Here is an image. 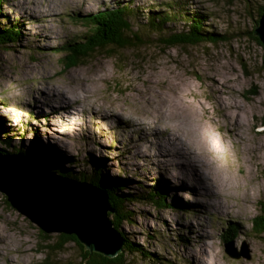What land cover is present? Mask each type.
<instances>
[{
	"label": "rangeland",
	"instance_id": "1",
	"mask_svg": "<svg viewBox=\"0 0 264 264\" xmlns=\"http://www.w3.org/2000/svg\"><path fill=\"white\" fill-rule=\"evenodd\" d=\"M117 4L139 10L130 24L143 44L98 51L70 68L62 64L59 46L89 29L77 16ZM263 4L4 0L0 28L15 24L20 33L0 46V153L31 147L28 161L42 164L34 152L54 157L78 178L103 159V177L123 180L119 192H166L168 204L185 210L126 199L128 218L120 227L159 263L264 264V232L252 228L264 216L263 47L253 39ZM147 5L179 17L154 30ZM195 13L218 34L214 41L166 45L157 39L186 32ZM4 200L0 192V264L40 261L44 244L57 234L41 231ZM233 227L236 234L225 241ZM225 247L245 255L229 257ZM80 252L70 241L56 257L80 264ZM122 264L152 262L124 251Z\"/></svg>",
	"mask_w": 264,
	"mask_h": 264
},
{
	"label": "trees",
	"instance_id": "2",
	"mask_svg": "<svg viewBox=\"0 0 264 264\" xmlns=\"http://www.w3.org/2000/svg\"><path fill=\"white\" fill-rule=\"evenodd\" d=\"M3 1L4 0H0V5ZM263 6L264 4L258 11V17ZM145 7L148 9L147 22L154 30L163 29L164 23L169 20H175L179 17V15L177 16L176 13L150 9L149 5ZM133 13L136 15V17L139 16V10L137 8L135 11H133L127 6L117 4L114 7L100 8L95 12L89 11V13L83 17L81 16L80 18L77 16L78 18L76 20L83 22L85 25L88 24L87 26H89V29L87 32L78 37V39L65 41L59 46L58 52L61 53L59 58L60 62L67 68H70L76 66L78 63H81L82 60L90 58L98 51L109 52L113 51L114 49H125L142 45V36H137L135 32L131 31L130 18ZM182 16L183 14L181 17ZM188 20L190 22L186 32L180 31L167 36L158 34L157 37L159 38L157 39L166 45H183L188 43H196L203 40L214 41L216 37H218L217 33L211 32L202 26V14L195 13ZM14 25L15 24H5L2 26V28H0V46L14 42L16 39H18L20 30ZM253 39H255L259 45H261L256 36H253ZM1 142L3 145H9V147H11L10 139L1 138ZM40 144L42 146V143ZM41 146L39 145L37 148H43ZM30 149L31 150H21L19 148H12L14 152H11L7 149L1 150L6 154L20 153L23 156L29 158V155H31L30 152L33 153L31 147ZM32 159L41 161L42 164L48 166L52 171H55L57 174L63 177L75 181L90 182L93 185L105 190L109 197V202L113 207V212H108V216L112 221L114 228L122 234L125 240L122 248L123 251L119 252L115 257L108 258L97 252H89L77 241L73 235L58 234L56 235V238H54L53 242L44 244V257L40 261L34 262L32 264H64L58 260L56 253L70 241L74 242L81 251L79 261L80 264H122L124 259V251L131 253L137 252L146 259L150 260L152 264H162L161 262H158L159 257L156 256L155 253L144 251L139 245L129 241L120 227L123 221L128 218V213L123 208V201L126 199H131L133 201L150 200L156 207L178 208L180 205L179 203L171 205L166 202V192L160 189H153L152 187H148L146 191L137 194L119 192L120 189L124 187L123 180L119 177H103V159H97L95 162H93L94 167L91 175L87 176L88 174L86 175L83 173L80 174L81 178H78L73 173L72 169L64 168L61 165L62 163L60 160L54 157L42 158V155H36L34 152ZM180 207L183 208V210L185 209V206ZM252 228L258 233L264 232V216L254 219ZM236 231V228L233 227L229 232H227V235L231 234V236H226L225 241L228 240L227 238H233L232 236L236 234ZM43 236L46 237L48 235L43 234Z\"/></svg>",
	"mask_w": 264,
	"mask_h": 264
},
{
	"label": "water",
	"instance_id": "3",
	"mask_svg": "<svg viewBox=\"0 0 264 264\" xmlns=\"http://www.w3.org/2000/svg\"><path fill=\"white\" fill-rule=\"evenodd\" d=\"M253 35L263 47L264 66V6ZM0 192L11 207L45 233L73 235L89 252L108 258L123 248L125 240L108 216L113 212L109 197L90 182L63 177L18 153H0ZM224 251L232 258L245 255L226 247Z\"/></svg>",
	"mask_w": 264,
	"mask_h": 264
},
{
	"label": "bare ground",
	"instance_id": "4",
	"mask_svg": "<svg viewBox=\"0 0 264 264\" xmlns=\"http://www.w3.org/2000/svg\"><path fill=\"white\" fill-rule=\"evenodd\" d=\"M102 8H107V7H102ZM92 11V10H91ZM80 81V80H79ZM74 95V94H73ZM170 136V135H169ZM40 151H38V153H39ZM41 153V152H40ZM198 153V152H197ZM18 154H20V153H18ZM200 154V153H199ZM22 155V154H21ZM36 155H38V154H36ZM39 155H43V154H39ZM47 155H49V154H47ZM25 157V156H24ZM27 158V157H26ZM33 160H35V159H33ZM35 161H37V160H35ZM196 164L198 165V161L196 160ZM207 164V162L206 161H204L203 162V165L205 166ZM50 169V168H49ZM51 170V169H50ZM189 170V169H188ZM52 171V170H51ZM190 171V170H189ZM54 172V171H53ZM191 173V172H190ZM81 182V181H80ZM82 182H84V181H82ZM215 184V183H214ZM171 192V191H170ZM169 192V193H170ZM180 206H183V205H179V210H183V208H181ZM185 210V209H184ZM57 234V233H56ZM226 234H227V232H226ZM58 235V234H57ZM225 238H226V236H225Z\"/></svg>",
	"mask_w": 264,
	"mask_h": 264
}]
</instances>
